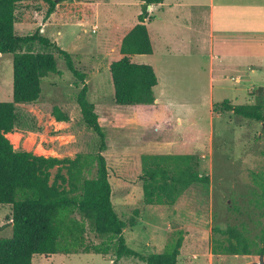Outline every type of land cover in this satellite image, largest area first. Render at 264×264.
<instances>
[{
    "label": "rangeland",
    "instance_id": "1",
    "mask_svg": "<svg viewBox=\"0 0 264 264\" xmlns=\"http://www.w3.org/2000/svg\"><path fill=\"white\" fill-rule=\"evenodd\" d=\"M253 1L263 3L262 0H244L246 3ZM55 2L50 13L46 2H18L15 32L26 35L38 31L69 52L75 67L85 74L87 99L94 104L105 132L107 146L102 153L112 187L111 200L118 215L127 222L123 230L127 246L142 254L160 252L169 234L182 229L184 238L176 264H249L260 257L264 261V254L260 252L264 250V211L259 203L264 183V121L249 120L228 111L217 110L219 115H211L206 71L202 72L204 78H194L190 72L181 73L176 79L166 78V52L155 36L162 30L166 18L164 0V12L157 5L147 9V18H152L149 29L154 52L131 55V60L153 66L158 78L154 94L161 96L158 107L165 118L158 114L161 125L158 131L154 130V125L140 128L135 118L145 116L148 110L138 106L146 109L152 104H115L109 64L121 57V37L130 29L132 21H137L143 0ZM31 49L51 51L57 72L42 79L37 101L14 104L18 124L6 136L15 149L37 155L74 158L77 153H95L97 137L83 122L76 101L80 81L77 86L74 84L76 79L54 49L47 50L38 44ZM254 81L264 82V73L250 80ZM244 84V90L250 88L247 82ZM226 86L214 83L213 103L229 99ZM249 94L251 102L245 98L247 95H240L236 103H264V88H251ZM0 101H12L11 54H0ZM54 108L67 120H56ZM147 131L152 139L166 138V146L196 154L198 171L208 175L209 183L191 185L172 205L145 203L141 187V155L144 153L140 147ZM55 171L56 168L51 170V180ZM10 217V205L0 204L1 237L11 234ZM227 226H237L245 232L251 254H212L214 239L222 238L212 229ZM86 238L89 243L103 239L89 227ZM32 264L144 263L131 257H122L114 263L112 253L77 252L35 254Z\"/></svg>",
    "mask_w": 264,
    "mask_h": 264
},
{
    "label": "trees",
    "instance_id": "2",
    "mask_svg": "<svg viewBox=\"0 0 264 264\" xmlns=\"http://www.w3.org/2000/svg\"><path fill=\"white\" fill-rule=\"evenodd\" d=\"M46 2L48 12L54 10L55 0H0V54L12 55V101H0V204L11 207V234L0 236V264H32L35 254L94 252L112 253L114 263L131 257L144 264H176L183 243L184 231L173 230L160 252L142 254L129 248L123 230L127 222L115 210L111 200L112 187L103 151L105 132L94 104L87 99L85 74L79 71L66 50L35 31L19 35L15 32V8L18 2ZM163 0H143L137 23L123 35L121 57L109 64L113 99L117 105H149L154 103L157 76L147 63L131 60L134 54L152 53L145 25L147 6ZM34 44L54 49L81 87L76 101L85 125L97 137L95 153H77L74 158H58L17 150L7 133L18 124L15 103H33L41 93V81L57 72L51 51H34ZM24 49V50H23ZM213 111L231 112L249 120L264 121V103H232L224 99L212 104ZM58 121L67 117L53 109ZM141 187L147 204L172 205L191 185L208 184V175L198 171L196 154L141 155ZM56 171L51 180V170ZM63 171V172H62ZM259 203L264 211V183ZM87 227L103 239L89 243ZM221 234L214 239L212 254L248 255L252 253L245 232L237 226L213 228ZM264 254V250H260Z\"/></svg>",
    "mask_w": 264,
    "mask_h": 264
},
{
    "label": "crops",
    "instance_id": "3",
    "mask_svg": "<svg viewBox=\"0 0 264 264\" xmlns=\"http://www.w3.org/2000/svg\"><path fill=\"white\" fill-rule=\"evenodd\" d=\"M262 2L166 0V5L155 4L162 12H164L163 7L166 6L163 28L157 34L155 33L166 52V78L176 79L182 76L181 73L184 75L187 72H190L194 78H202V72L206 71L205 79L209 86L208 101L211 115H219L212 108L214 83L227 85L230 93L229 100L232 103H236L240 95H247L245 98L251 102L252 98L249 94L251 88H264V82H250L252 78L261 77L264 73V0ZM155 5H150V8L152 9ZM151 19L146 18L145 25L153 53L154 47L149 29ZM136 23L137 21H132L130 29ZM244 82H247L246 86L250 88L247 87L248 89L244 90ZM157 85L158 78L155 86ZM154 96L152 107L144 109L138 106L139 109L148 111L143 117L137 115L135 120L142 129L154 125V130L158 131L161 127L158 124V114L164 117V113L161 114L158 107L161 96L155 94ZM138 112L141 111L138 110ZM148 131L146 140L141 143L142 153H185L179 152L178 147L166 146V138L152 139ZM193 150L187 152H193Z\"/></svg>",
    "mask_w": 264,
    "mask_h": 264
},
{
    "label": "water",
    "instance_id": "4",
    "mask_svg": "<svg viewBox=\"0 0 264 264\" xmlns=\"http://www.w3.org/2000/svg\"><path fill=\"white\" fill-rule=\"evenodd\" d=\"M148 7H150V5H148ZM249 264H264V261H263L262 257H260V259H259L258 261H256V262H251V263H249Z\"/></svg>",
    "mask_w": 264,
    "mask_h": 264
}]
</instances>
